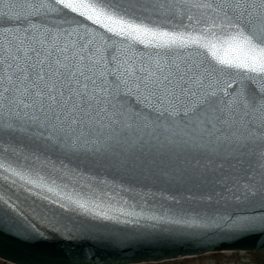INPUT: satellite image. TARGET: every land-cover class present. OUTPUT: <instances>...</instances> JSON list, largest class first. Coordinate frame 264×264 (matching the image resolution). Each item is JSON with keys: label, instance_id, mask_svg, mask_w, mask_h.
I'll use <instances>...</instances> for the list:
<instances>
[{"label": "snow or ice", "instance_id": "obj_1", "mask_svg": "<svg viewBox=\"0 0 264 264\" xmlns=\"http://www.w3.org/2000/svg\"><path fill=\"white\" fill-rule=\"evenodd\" d=\"M0 154L22 158L11 175L35 172L33 187L55 172L94 193L24 217L21 238H83L74 217L132 223L97 211L95 193L135 191V177L177 204L223 202L212 217H150L180 240L227 233L202 245L215 250L264 232V0H0ZM18 216L0 195V231Z\"/></svg>", "mask_w": 264, "mask_h": 264}, {"label": "water", "instance_id": "obj_2", "mask_svg": "<svg viewBox=\"0 0 264 264\" xmlns=\"http://www.w3.org/2000/svg\"><path fill=\"white\" fill-rule=\"evenodd\" d=\"M0 164H4V167L11 164L8 181H5V173L3 169H0V195L10 196L12 202L18 205L20 216L17 220L21 221L16 224L11 234L6 230L0 231V261L2 262L8 264H75L87 255L90 257L87 264H148L212 253H264V232L260 231L243 235L230 242L217 243L214 245L215 250H206L205 246L212 247L211 242L222 240L227 233L209 229L203 241H183L172 236L167 230L170 228L175 230L179 226L166 223L156 224V221L150 217L166 219L181 217L192 219L198 215L212 217L218 212L223 213L226 208L223 202L217 205L182 199L177 204L174 201L162 199L159 195L153 196L151 193L158 192L162 187L167 190L172 189L162 182H156L147 177H135L129 181L135 186V191L115 194L114 191L105 189L109 195H114L111 200L107 197L101 200L99 193H95L96 203L100 205L97 211H104L114 216H119L122 212L132 213L133 215L121 217V219L132 221L130 224L99 222L74 217L75 223L88 226V231L83 238L69 240L52 233L48 234L47 239L29 240L18 237L15 233L16 231L23 232L24 217L38 222L37 213H47L51 216L59 211L50 201L68 196L73 199L90 200L94 193L85 186V182L74 183L71 179L61 180L55 172L48 173L42 181H39L41 187H33L27 181L37 182L35 172L24 170L23 179L11 175L12 170L22 171L21 165L24 164L22 158L14 155H9L6 161L4 155L0 154ZM12 180H15L14 184ZM53 180H56L58 187L52 184ZM65 183L68 185L66 188ZM49 187L53 188V192L47 191ZM145 193L148 194L145 195ZM45 196L48 200L43 199ZM49 209L52 211L49 212ZM137 217H140L139 223H136ZM182 253L185 255L178 259L164 258Z\"/></svg>", "mask_w": 264, "mask_h": 264}, {"label": "rangeland", "instance_id": "obj_3", "mask_svg": "<svg viewBox=\"0 0 264 264\" xmlns=\"http://www.w3.org/2000/svg\"><path fill=\"white\" fill-rule=\"evenodd\" d=\"M0 264H8L0 261ZM148 264H264V253L223 252Z\"/></svg>", "mask_w": 264, "mask_h": 264}]
</instances>
